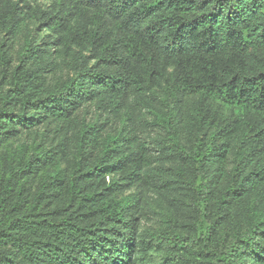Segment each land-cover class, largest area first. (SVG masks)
I'll use <instances>...</instances> for the list:
<instances>
[{
	"label": "trees",
	"instance_id": "obj_1",
	"mask_svg": "<svg viewBox=\"0 0 264 264\" xmlns=\"http://www.w3.org/2000/svg\"><path fill=\"white\" fill-rule=\"evenodd\" d=\"M146 187L159 264H264V0H0V264L145 261Z\"/></svg>",
	"mask_w": 264,
	"mask_h": 264
},
{
	"label": "rangeland",
	"instance_id": "obj_2",
	"mask_svg": "<svg viewBox=\"0 0 264 264\" xmlns=\"http://www.w3.org/2000/svg\"><path fill=\"white\" fill-rule=\"evenodd\" d=\"M38 3H47L48 0H35ZM130 110L138 116L133 126V133H135L136 141L140 143L144 142L147 152H151L156 155L158 152V146L156 140L162 134V129L152 122L153 110L151 107L147 108L143 105L135 104L130 99ZM142 109L139 113L138 109ZM32 133L23 131L17 138L16 142L25 140H31ZM63 166V164H61ZM131 191L133 189H130ZM148 201L141 210V218L139 220V240L145 242L148 246V256L145 261H140L137 264H159L165 255V251L162 247L156 244L152 238V234L155 233L161 226H163L169 219L171 212H174L171 207L165 201V194L162 190L155 192L149 187L142 190ZM128 192V191H126ZM178 222H187L189 220L187 214L175 212Z\"/></svg>",
	"mask_w": 264,
	"mask_h": 264
}]
</instances>
